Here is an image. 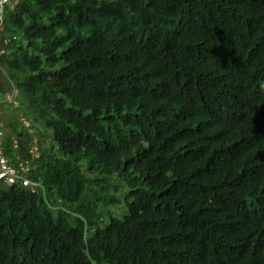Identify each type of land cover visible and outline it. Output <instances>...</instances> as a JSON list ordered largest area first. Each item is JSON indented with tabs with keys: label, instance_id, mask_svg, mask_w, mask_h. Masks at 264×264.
<instances>
[{
	"label": "trees",
	"instance_id": "trees-1",
	"mask_svg": "<svg viewBox=\"0 0 264 264\" xmlns=\"http://www.w3.org/2000/svg\"><path fill=\"white\" fill-rule=\"evenodd\" d=\"M1 36L42 186L0 181V264H264V0H15Z\"/></svg>",
	"mask_w": 264,
	"mask_h": 264
},
{
	"label": "built area",
	"instance_id": "built-area-1",
	"mask_svg": "<svg viewBox=\"0 0 264 264\" xmlns=\"http://www.w3.org/2000/svg\"><path fill=\"white\" fill-rule=\"evenodd\" d=\"M15 4V0H0V57L6 53V46L9 39L3 38L1 33L4 28L5 12L8 8ZM19 91L17 88L10 90L1 101L17 102ZM4 132L0 129V181L8 185L22 184L24 187L31 188L35 191L42 186L40 182H33L29 176L33 166L28 160H20L18 163L14 161L4 150ZM18 142L15 140V146Z\"/></svg>",
	"mask_w": 264,
	"mask_h": 264
},
{
	"label": "rangeland",
	"instance_id": "rangeland-1",
	"mask_svg": "<svg viewBox=\"0 0 264 264\" xmlns=\"http://www.w3.org/2000/svg\"><path fill=\"white\" fill-rule=\"evenodd\" d=\"M5 116H8V112L6 111V108L1 109V105H0V123L5 124ZM21 116V120L25 121V123L27 124V126H30L33 129L34 135H35V153L38 151V143L42 142L45 145L51 146L54 144L52 135H51V131L50 130H44V133L46 134L45 137H41L39 135L36 134V129L33 127V125L30 123V121L27 119V117L23 114H20ZM117 216H120L119 214Z\"/></svg>",
	"mask_w": 264,
	"mask_h": 264
}]
</instances>
